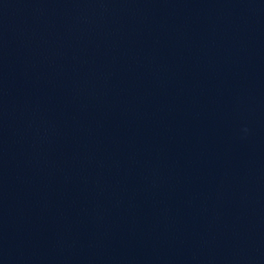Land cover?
Listing matches in <instances>:
<instances>
[{
    "label": "water",
    "instance_id": "water-1",
    "mask_svg": "<svg viewBox=\"0 0 264 264\" xmlns=\"http://www.w3.org/2000/svg\"><path fill=\"white\" fill-rule=\"evenodd\" d=\"M0 264H264V0H0Z\"/></svg>",
    "mask_w": 264,
    "mask_h": 264
}]
</instances>
